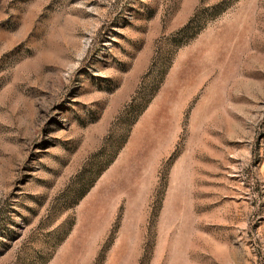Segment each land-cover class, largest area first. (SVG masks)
Segmentation results:
<instances>
[{
	"label": "rangeland",
	"instance_id": "obj_1",
	"mask_svg": "<svg viewBox=\"0 0 264 264\" xmlns=\"http://www.w3.org/2000/svg\"><path fill=\"white\" fill-rule=\"evenodd\" d=\"M0 264H264V0H0Z\"/></svg>",
	"mask_w": 264,
	"mask_h": 264
}]
</instances>
